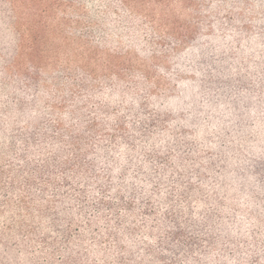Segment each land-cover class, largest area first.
<instances>
[{
  "label": "trees",
  "instance_id": "16d2710c",
  "mask_svg": "<svg viewBox=\"0 0 264 264\" xmlns=\"http://www.w3.org/2000/svg\"><path fill=\"white\" fill-rule=\"evenodd\" d=\"M34 3L41 2L0 0V23L11 26L4 19L17 15L16 8L31 10ZM1 28L0 90L24 99L27 88L16 89L13 78L30 80L37 42L15 43ZM251 68L250 74L239 75V89L210 91L202 85L194 95L209 106L208 112L189 104L169 109L154 104V130L139 107L114 112L107 120L99 113L92 125L79 119L70 123V132L44 140L36 138V131L23 133L39 120L25 103L16 101L0 111L6 127L19 124L7 155H0L10 158L0 166V184L6 200L17 198L21 208L14 214L23 228L28 229L29 219L32 232L40 233L45 222L53 228L58 217H74L68 223L73 226L79 218L78 233L89 237L73 245L79 252L68 249L57 260L49 256L39 262L198 264L208 252L218 251V264H264V57ZM99 125L122 131L127 148L115 140L90 145L92 127ZM76 185L80 188L72 196ZM234 206L238 210L226 217ZM124 210L127 217L139 215L143 224L137 225V218L121 221ZM14 248L0 237V264H15ZM29 259L37 263V257Z\"/></svg>",
  "mask_w": 264,
  "mask_h": 264
},
{
  "label": "rangeland",
  "instance_id": "374dc122",
  "mask_svg": "<svg viewBox=\"0 0 264 264\" xmlns=\"http://www.w3.org/2000/svg\"><path fill=\"white\" fill-rule=\"evenodd\" d=\"M38 1L44 7L34 3L31 10L16 8L17 15L4 19L11 26L0 23L6 39L22 44L37 42L35 64L27 68L30 80L26 76L13 78L16 89L27 88L28 95L21 99L17 92L0 90V111L16 101L25 103L31 107L32 118L39 117V126L28 125L23 133L33 130L36 138L44 140L55 133L70 132V123L79 119L93 124L99 121V113L100 119L107 120L114 112L140 107L149 116L150 130H154L158 124L152 116L154 104L164 109L189 104L195 111L208 112L202 98H195L202 85L210 91L231 85L239 89V75L250 74L254 63L264 57V0ZM18 125L6 127L0 120V155L13 144ZM92 128L90 145L115 140L127 148L121 140L122 131L101 125ZM5 158L0 159V166L10 159ZM2 185L0 237L4 244L15 246V264H42L39 260L49 256L57 260L68 249L79 252L75 247H80L73 245L89 240L78 233L79 218L73 226L68 223L74 217L68 221L58 217V227L53 228L45 222L47 226L43 224L45 229L40 233L32 232L36 229L27 219L26 230L14 214L20 207L17 198L6 200ZM72 187L73 196L80 187ZM45 193L53 197L51 188ZM66 207L70 208L69 204ZM235 210L236 206L230 208L225 216ZM123 215L124 223V218H137L136 224H143L139 215L127 217L126 210ZM35 220L40 223V215ZM62 231L65 235L57 234ZM208 254L198 264H218L214 258L219 260V252ZM29 257H37V263Z\"/></svg>",
  "mask_w": 264,
  "mask_h": 264
}]
</instances>
